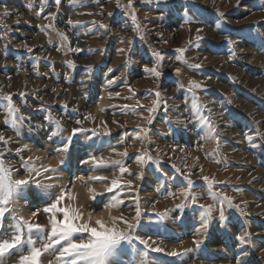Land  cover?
<instances>
[{"label": "rangeland", "instance_id": "obj_1", "mask_svg": "<svg viewBox=\"0 0 264 264\" xmlns=\"http://www.w3.org/2000/svg\"><path fill=\"white\" fill-rule=\"evenodd\" d=\"M4 7L11 15H0V132L11 140L0 142L2 159L13 178L29 174L23 158L41 171L35 177L40 184L50 186L33 185L26 201L8 205L6 237L13 214L31 218L45 205L42 195L54 197L63 187L75 197L74 186L90 182V195L64 203L80 208L85 219L89 212L108 222L123 214L130 223L138 205L136 235L151 237L165 253L190 250L178 257L149 253L150 264H264V0H132L130 6L129 0H0V13ZM154 51L163 57L159 63ZM152 68L160 74L146 71ZM190 81L202 84L195 96ZM5 95L24 118L15 130ZM74 128L86 131L73 136ZM24 145L28 149L17 154ZM145 153L151 160L141 164L137 157ZM92 157L120 161L128 172L111 163L98 166ZM48 166L55 171L43 172ZM185 175L193 182L187 198ZM205 176L216 182L211 189ZM116 178L121 188L108 192ZM113 195L123 203L103 216ZM201 205H210V214ZM32 219L47 225L42 212ZM243 233L247 243L237 239ZM133 249L143 246L123 245L116 264H140ZM43 257V264L52 258Z\"/></svg>", "mask_w": 264, "mask_h": 264}, {"label": "snow or ice", "instance_id": "obj_2", "mask_svg": "<svg viewBox=\"0 0 264 264\" xmlns=\"http://www.w3.org/2000/svg\"><path fill=\"white\" fill-rule=\"evenodd\" d=\"M46 2V0H45ZM70 4L78 2V0H68ZM61 0H55V4L59 5ZM132 0H129V6L131 5ZM239 4V0H237ZM43 11V6L41 7ZM39 14V13H37ZM3 17L10 16L7 7H4L2 13ZM54 15V14H53ZM218 15L223 17L222 12H218ZM132 20L136 21L135 11L131 13ZM19 22V21H17ZM72 23V21H69ZM103 26V25H102ZM7 27V25H5ZM137 30H139V24L137 23ZM202 29H197V33L201 32ZM61 37L64 40H67L66 34L63 32L60 33ZM203 39L201 36L197 35L196 40L199 41ZM191 43V41L189 42ZM231 43V42H229ZM23 47L28 48L27 44ZM72 50V49H70ZM28 51L31 52L32 49L28 48ZM75 51H80V49H75ZM178 53H183L185 49H177ZM153 55L157 58V63L163 59L159 52H153ZM185 64L186 60H183V57H178ZM70 67H75L74 62H68ZM190 67L199 68L200 65H191ZM109 71H112L109 69ZM146 71L155 73L157 76L160 74L155 68L146 69ZM176 74H180V69L177 68ZM191 87L189 91L193 92L195 96V89L202 87V84L196 81H190ZM23 95V93H21ZM159 97V93L156 94ZM7 101V107L9 114L11 116V126L13 130L16 129L17 121L23 120V116L17 118V113L20 109L15 107L12 103V98L10 95H5L3 97ZM198 99V98H197ZM157 107V103L154 102L153 107L149 108L148 111L151 113ZM195 107L199 108L197 103ZM209 111H211L209 109ZM149 122L151 119L149 118ZM79 124L80 121H77ZM57 128L62 131L59 125V121L56 122ZM86 131L83 128H74L72 135L75 136L79 132ZM93 131V135H96V131ZM56 133H53L55 135ZM105 135H110L109 132H105ZM209 136L215 138V127L211 126L209 128ZM139 138V137H137ZM72 137L67 138L66 146L63 151H67L68 145L71 142ZM11 140V137H5L2 132H0V142L7 144ZM28 149V145H24L21 148H17V154L22 153ZM121 155L127 156V150H125ZM4 152L0 151V264H3L5 258H11L12 256H18L16 264H43L42 257L45 254H48L51 259L48 260V264H116L115 258L118 255V252L122 250L123 245L132 246L133 242L136 241L143 246V249L136 250L137 254L141 257L140 264H150L148 260L149 253H165V249L156 244V241H152L151 237L145 239L139 235H136V229L140 223L141 212L139 206L137 205L136 215L133 218L134 223H130L123 217L121 214L119 217L110 216V222L105 221L102 216L93 217L92 213L89 212L87 219L84 218V212L73 206L71 202L65 204L64 201L67 198L69 201L74 200V196H70L69 193L71 189L61 188L58 193L53 197L51 192L42 195V199H45V205L43 208H37L32 212L31 218L25 219L24 216L13 214V223L9 226L12 230L11 236L6 237L3 234V221L5 219L6 213L12 211L8 205H12L18 202V199L27 200L26 192L35 186L37 188H48L50 186L41 185L40 182L35 178L40 176L42 173L40 170H37L34 166L24 162L23 158L22 163L25 170L29 173L22 178H13V169L7 164L2 157ZM151 160L150 156H147L145 153L144 156H138V162L144 164L147 162L145 159ZM31 160V157H29ZM92 160L97 163V165H104L106 163H111L113 166H119V171L121 174L128 172V169L122 166L120 161H111L106 162L102 158L97 159L92 157ZM63 163V161H61ZM43 172H54L55 169L51 166L43 167ZM179 171V169H177ZM35 173V176L32 175ZM50 178V177H49ZM82 179V178H80ZM91 180H104L106 177H89ZM207 183L209 189H211L216 183L214 180H210L209 177H203ZM184 180L187 181L188 188L182 193V195L187 198L191 194V186L193 184L192 180L188 175L184 176ZM127 186H131V181L127 182ZM121 188V183L119 178L113 179L111 181V187L107 189L108 192H114ZM90 191H92L90 189ZM215 198L216 195H222L218 193H212ZM50 199V203L47 200ZM93 199L95 197L93 196ZM192 199L195 200V196H192ZM223 200L227 201L231 205V198L223 196ZM122 200L113 195L106 205L107 208H117L122 205ZM182 206V205H178ZM202 208H205L204 205H201ZM211 206L205 208V212L210 214ZM44 213L47 216V225L34 222L32 218L37 217L39 213ZM163 218V217H161ZM119 223H123L125 227H119ZM248 233H243L237 237L241 243H247L246 237ZM39 243L40 246H37ZM198 243V242H197ZM189 249H185L183 252H178L176 250L168 251L165 254L170 257H178L186 254ZM239 264V261L237 262Z\"/></svg>", "mask_w": 264, "mask_h": 264}, {"label": "bare ground", "instance_id": "obj_3", "mask_svg": "<svg viewBox=\"0 0 264 264\" xmlns=\"http://www.w3.org/2000/svg\"><path fill=\"white\" fill-rule=\"evenodd\" d=\"M199 27V26H198ZM197 28V27H196ZM198 29V28H197ZM231 67V66H230ZM234 67V66H233ZM232 69V68H231ZM228 70V69H227ZM230 70V69H229ZM239 72V71H238ZM236 75H237V73H236ZM239 75V74H238ZM240 75H242V74H240ZM246 79V78H245ZM253 80V79H252ZM261 81V80H260ZM252 83V82H251ZM254 83V82H253ZM262 83V82H261ZM103 86V85H102ZM250 86H252V85H250ZM249 86V87H250ZM264 87V86H263ZM251 88V87H250ZM252 88H254V87H252ZM100 89H101V87H100ZM260 92V91H259ZM100 93H101V97L99 98V102H100V106H102L103 104H104V102H105V94H104V92L102 91V90H100ZM104 106V105H103ZM102 106V107H103ZM97 108H100V107H97ZM75 153H77V151L75 152ZM46 161V160H45ZM94 170V169H93ZM90 173L92 174V170L90 171ZM17 177V176H16ZM62 180H63V178L62 177H60V178H58L57 179V181L58 182H62ZM65 180V179H64ZM93 182V181H92ZM60 183H58V184H60ZM58 184H56V187H58L57 185ZM76 185V184H75ZM83 185V184H82ZM82 185H80V184H77L76 186H74V189H75V194H76V196H78V198H83V196L85 197V196H87V195H90L91 193H90V189L91 190H93V185L94 184H92L91 185V183L90 182H87L85 185L86 186H82ZM97 186V185H96ZM101 186V185H100ZM62 187V186H61ZM98 187V186H97ZM63 188V187H62ZM99 188H101V187H99ZM96 189V188H95ZM95 189H94V191H95ZM101 190H102V188H101ZM72 191V190H71ZM92 192V191H91ZM98 192V191H97ZM101 192V191H100ZM103 192V191H102ZM58 193V192H57ZM90 193V194H89ZM71 194H73V193H69V195H71ZM98 194V193H97ZM96 194V195H97ZM75 196V197H76ZM91 197V196H90ZM26 201V200H25ZM78 202V201H77ZM74 203V202H73ZM76 204V203H75ZM78 204H76V206H77ZM74 206V205H73ZM253 209V208H252ZM26 210V209H25ZM23 211H24V209H23ZM108 211H109V208H107V207H105V209H104V212L102 213L103 214V216H106L107 217V214H108ZM25 212V211H24ZM29 214V213H28ZM24 215L25 217H28L29 215ZM30 214H32L31 212H30ZM101 215V214H100ZM100 215H95L96 217H98V216H100ZM23 216V215H22ZM115 216V215H114ZM105 220V219H104ZM124 226V225H123ZM44 258V257H43ZM47 260V259H46Z\"/></svg>", "mask_w": 264, "mask_h": 264}]
</instances>
